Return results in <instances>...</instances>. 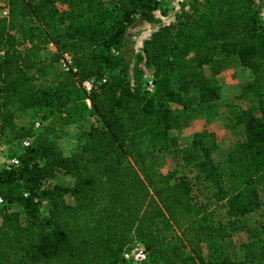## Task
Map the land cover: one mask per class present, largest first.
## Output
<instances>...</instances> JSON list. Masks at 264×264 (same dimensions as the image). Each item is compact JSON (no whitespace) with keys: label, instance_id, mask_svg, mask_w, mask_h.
I'll list each match as a JSON object with an SVG mask.
<instances>
[{"label":"trees","instance_id":"obj_1","mask_svg":"<svg viewBox=\"0 0 264 264\" xmlns=\"http://www.w3.org/2000/svg\"><path fill=\"white\" fill-rule=\"evenodd\" d=\"M1 1L9 13L0 17V139L11 129L20 142H33L18 155V165L0 168V264H123L136 240L148 252L140 264H207L203 243L225 235V228L208 221L189 179H172L150 160L160 150L179 149L173 132L191 120L192 93L199 97L197 109L218 112L221 88L211 76L238 64L253 73L242 98L253 96L258 104L257 110L238 108L234 118L245 140L216 161L218 137L204 129L179 158L216 188L217 201L226 202L230 234L248 230L246 216L257 210L263 211L264 234V19L253 9L257 0H182L191 12L161 24L134 67L122 54L127 30L139 20L157 21L163 7L155 0H81L66 15L58 4L73 0ZM109 9L115 15L109 22L99 18ZM33 23L43 31L26 47L17 33L25 35ZM50 42L57 47L53 61L68 52L74 68L51 73L38 87L41 51ZM148 71L152 91L144 85ZM93 78L87 108L97 122L71 135L65 154L58 124L67 125L80 109L81 86ZM31 108L48 121L42 128L17 125L18 112ZM147 131L150 144L138 145L134 135ZM60 171L74 176L75 185H47ZM68 194L80 202L70 204ZM14 204L29 213L30 226ZM165 215L169 222L162 227ZM172 226L178 234L169 232ZM258 242L247 244L242 259L216 264H264V242Z\"/></svg>","mask_w":264,"mask_h":264},{"label":"rangeland","instance_id":"obj_2","mask_svg":"<svg viewBox=\"0 0 264 264\" xmlns=\"http://www.w3.org/2000/svg\"><path fill=\"white\" fill-rule=\"evenodd\" d=\"M203 2V0H201ZM81 3V0H73L70 3H59L58 7L60 11L66 15L71 9L78 7ZM2 1L0 0V17H4ZM257 5V6H256ZM253 9L258 12L259 17L264 19V0H257V4ZM110 7V6H109ZM191 6L187 2H176L171 1L167 4V7L162 8V10L156 13L157 21L155 23H149L139 20L133 26L129 27L126 34V40L123 44L122 54L126 56L132 62V66L137 62L138 55L143 53L144 42L149 38L161 24H170L177 23L179 15L186 14L191 12ZM256 8V9H255ZM189 15V14H188ZM114 13L111 9L99 15V18L106 19L108 22L114 17ZM32 28L24 33L18 32V36L25 43V46L31 45L33 38L37 37L42 31L43 28L38 23H33L30 25ZM36 40V39H35ZM57 55V47L52 43H48L45 48L41 51V71H38L39 79L37 80L38 87H41L45 79L51 73L58 70H66L69 63V59L65 54H61L57 61H53V58ZM55 62V63H52ZM238 67L232 73L229 72L226 75L211 76L210 68L206 69L208 76H211L212 80L221 88L222 97L219 100V106L216 108L218 111L215 113H207L202 109L198 108L199 97L197 93H192L187 99V115L189 114L190 122L184 126L183 129L173 132L177 139L179 149L169 148L163 149L162 151L156 152L153 159L150 160L155 167L163 171L164 173L172 176V179L185 177L189 179L194 197L196 201L202 203L207 207L206 216L208 221L214 224L217 227H224L226 234L220 235L214 238L212 241H206L203 243L201 249L202 255L204 256L207 264H216L227 259L229 257L233 259H242L246 253V246L253 240H257L258 244L264 242V234L262 233L261 224L263 219V211L257 210L253 213H250L246 216V220L243 223L247 226L248 230L235 231L230 234L229 231V222L230 216L227 213V206L225 201H217L214 198V192L216 188L213 185H208L205 177L193 166H186L180 160V150L188 149L193 141L196 131H202L207 129L208 131L214 132L218 136V144H229L230 148L237 146L241 141L238 137L243 133V126L238 125L234 122V118L238 110L241 109H258V104L256 99L253 96H249L250 100L242 98L243 85L250 81L253 77L252 71L250 69L243 67L242 65ZM232 68V67H231ZM40 69V68H39ZM226 70V69H225ZM41 75V78H40ZM150 72L148 71L144 77V85L146 90H149V81H150ZM237 78H240L236 80ZM92 90L88 88L84 83L81 86V100H80V109L73 113L70 122L65 124H58V129L61 135L60 143L63 147L65 154H70V137L81 128H88L91 124L97 122V119L90 113L88 106L89 95ZM151 91V90H149ZM228 97V98H226ZM226 100L229 103H226ZM90 101V99H89ZM91 103V101H90ZM88 104V106H87ZM226 105L228 107H236L235 113L230 111L226 112ZM239 108V109H238ZM226 114V115H225ZM218 116V118L216 117ZM41 113L39 114L36 109H28L26 111L18 112L16 117V123L20 127L29 128L35 123L36 120H39ZM212 119H216L212 121ZM230 129L233 131V135L237 134V140L226 142L225 138H222L224 129ZM18 130L7 129L3 133L2 138L0 139V152L5 158H10L12 155H19L23 152V146L20 140L16 139ZM244 135V134H243ZM227 136V135H226ZM15 138V139H14ZM135 142L140 146H147L151 141V133L139 132L134 135ZM222 140V141H220ZM158 145H164V142L159 140L155 141ZM165 147V146H161ZM222 167L224 171L228 168ZM76 178L70 174H66L63 171L58 172L55 179L49 182L47 185L51 184H60L66 187H72L75 185ZM260 195L262 198L264 206V185L260 188ZM67 201L70 204H77L80 202L78 196L73 194L67 195ZM44 208H49V203L46 199L42 201ZM13 210L20 213L21 221L24 225L30 226L32 223V218L29 213L23 208L20 204H14L11 206ZM169 222V217L167 215L159 219V225L166 227V223ZM170 233L178 234V231L174 226L170 228ZM217 246H219L217 248ZM144 247V244L136 240L131 245L130 249L127 251H133L137 248ZM126 259V258H125ZM123 264H135L133 260H127Z\"/></svg>","mask_w":264,"mask_h":264},{"label":"built area","instance_id":"obj_3","mask_svg":"<svg viewBox=\"0 0 264 264\" xmlns=\"http://www.w3.org/2000/svg\"><path fill=\"white\" fill-rule=\"evenodd\" d=\"M157 3H159L163 8L167 7V4L171 1H176V2H181L182 0H155ZM2 6H3V13H4V16H7L8 13H9V9L8 7L5 5L4 2H2ZM160 11V10H158ZM157 11V12H158ZM65 56L69 59V63L67 65V67L65 68L66 70H69L71 68H74V65H73V57H72V54L66 52L64 53ZM96 81L95 79H90V80H87L84 82V84L86 86H88V88L90 90L93 89L94 85H95ZM149 90H153L154 89V80L153 78L151 77L150 78V81H149ZM88 102L91 106V103L88 99ZM48 123V121L46 120H36L35 123H34V127L36 129H39V128H42L43 126H45L46 124ZM33 142V138L32 137H26V138H23L21 140V144L23 146V148H26V147H29ZM20 163V159L17 155H12L10 158H5L3 156V154L0 152V168L2 166H12V165H18ZM28 193H25V195H27ZM4 198L2 196H0V207L4 204ZM125 258L127 260H133L135 262V264H140L142 262H145L147 259H148V252L146 251V249L144 247H140V248H137L136 250H133V251H127L125 253Z\"/></svg>","mask_w":264,"mask_h":264},{"label":"crops","instance_id":"obj_4","mask_svg":"<svg viewBox=\"0 0 264 264\" xmlns=\"http://www.w3.org/2000/svg\"><path fill=\"white\" fill-rule=\"evenodd\" d=\"M238 65H240V64H238ZM238 65H235V66H232V68L231 67H229V68H227L226 70H224L222 73H220L219 75H226V74H228L229 72H233L235 69H237L238 67H236V66H238ZM244 67V66H243ZM249 69V68H248ZM251 71V70H250ZM238 79H240V78H237L236 80H238ZM251 79H253V77L251 78ZM226 98H228V97H226ZM226 103H229L227 100H226ZM226 109V112H227V110H228V112H229V110L231 109V107H228L227 105H226V108H224V110ZM226 115V114H225ZM217 118H218V116H216ZM216 119H212V121H215ZM184 128V127H183ZM182 128V129H183ZM197 132V131H196ZM233 131H231L230 129H224V131H223V136H222V138H225V140H226V142L228 141V143H229V141H233V139H235V140H237V134H234L233 135ZM217 135V134H216ZM227 135V136H226ZM218 137V136H217ZM232 137H233V139H232ZM239 138H240V140L241 141H243V140H245V134L243 135V133L238 137V140H239ZM220 141H222V140H220ZM229 144H221L220 146H219V148H218V150L214 153V158H215V160L216 161H223L224 160V158H225V156H226V154L228 153V151L230 150V147L228 146Z\"/></svg>","mask_w":264,"mask_h":264}]
</instances>
